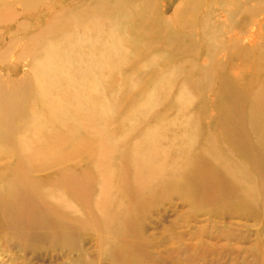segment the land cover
<instances>
[{"label": "rangeland", "instance_id": "obj_1", "mask_svg": "<svg viewBox=\"0 0 264 264\" xmlns=\"http://www.w3.org/2000/svg\"><path fill=\"white\" fill-rule=\"evenodd\" d=\"M35 1L37 9L27 11L21 0H0V89L23 83L32 87L37 95L21 113L28 115L26 132L35 134L47 117L48 102L40 95L59 96L46 83L55 85L49 77L67 70L64 81L78 80L71 89L78 93L79 106L72 117L93 121L101 129L92 137L94 145L78 147L69 141L54 157L60 163L32 174L50 191L46 199L37 202L26 193L28 204L0 209V264H264L261 205L253 207L248 198L246 203H230L237 180L228 177L226 168L238 164L213 161L208 151L214 144L222 153L234 152L222 141L225 125H230L224 111L232 86L244 92L245 103L252 107L248 114L252 110L264 117V0ZM48 22L53 29L46 28ZM55 48L58 57L51 59ZM46 64H54L50 69L55 71L45 72ZM17 93L30 98L27 90ZM74 106L67 103L59 113L66 116ZM58 131L71 135L67 126ZM256 132L264 134L263 118ZM36 136L34 142L52 149L57 145L44 132ZM1 144L3 151L11 146ZM151 146L165 160L166 181L176 180L177 162L187 154L195 158L196 170L205 173L207 186L201 187L195 206L178 194L158 196L150 204L137 202L123 221L120 213L132 204L123 194L132 192L135 181L136 163L129 155L147 157ZM100 149L108 159L96 166ZM233 161L242 160L235 154ZM8 163L0 160V177L11 172ZM110 163L105 179L109 194L98 196L99 173ZM156 165L153 161L151 169ZM115 175L117 185L123 179L120 189L112 186ZM71 177L84 188L82 195L64 190L63 181L71 182ZM111 200L105 209L108 227L102 230L99 209ZM38 204L55 213L59 207L56 215L78 227L67 245L32 239L36 224L48 222L41 217L37 223ZM102 241L109 251L102 249Z\"/></svg>", "mask_w": 264, "mask_h": 264}, {"label": "bare ground", "instance_id": "obj_2", "mask_svg": "<svg viewBox=\"0 0 264 264\" xmlns=\"http://www.w3.org/2000/svg\"><path fill=\"white\" fill-rule=\"evenodd\" d=\"M21 1L24 3L27 11L34 10L36 5L39 3L35 0ZM49 27L53 29V25L50 24V22L46 25V28ZM253 29L255 28H251V32L253 31L251 33V37L254 35ZM58 52L57 48L52 49V54L49 58L55 59L58 57ZM76 61L77 58L72 59L71 63L74 64ZM47 65L48 64H46V66ZM53 66L54 64L48 65L44 68V71L47 73L55 71V69H50V67ZM66 72L67 70L62 69L59 72H54L56 73L54 74V77H49L51 78L49 82L57 83L55 85L46 83V85L54 91L58 90L60 94L54 98H49L48 94L40 95L41 101L48 102L46 108L47 117H45L47 120L43 117V130L40 126H38L35 134L26 132L24 123L27 121L28 115H23L21 113L24 109L26 101L29 99H35V96L37 95L31 93L32 87L27 83H23L16 84L9 90L3 88L0 89V160L4 161L5 159H9V161H11V163H8L11 164V166H8V164L6 165V167L11 170L10 173L5 172L9 175L4 178L2 176L0 177V193H2L0 195V209L6 210L8 207L15 208L16 206H21L22 204H28L26 193L31 195V198L35 199L37 202L39 200L46 199L47 194L50 191L46 189L47 187H45L44 184L39 183L40 181H36L32 174L36 171L51 167L54 161L60 163V160H54V157L63 152L62 150L69 145V141H73L78 147H82L83 145L88 147V145H94L92 141L94 139L92 137L95 135L98 137V133L101 128H96L93 121L88 122L84 119L83 122H80L79 117H72L77 114L79 106L76 98L78 93L71 89L75 88L74 84L76 82L78 83V80L76 78L70 79L68 77V79L64 81L63 75ZM61 85H64L66 88L62 89L60 87ZM26 90L30 94V98L28 99L26 98V95L22 96L17 93L18 91ZM243 93V91H235L234 86H232L228 91L227 108L224 111V117L227 120V124L229 123L230 125H225L226 128L224 131L226 134H222V141L228 142L233 147L234 152L231 155L230 151H224L222 153L221 149L214 144H211L210 150L208 151H210L209 154L211 155L213 161H223L224 163L232 161L235 165L238 164L239 168H235L233 164H231L233 166L226 168V170L230 171V175L228 177L237 180V182L234 181L235 183L232 182V190L229 200L231 201L230 203H240L239 201H242L241 203H246L248 198L250 199L249 202L253 205V207H257L258 204L261 205L260 214H264V134L256 132V127L259 125L260 118L264 119V117L259 114L255 115L252 110L251 113L248 114V108L252 107L250 104L245 103ZM70 102H75L76 106H74V110L71 113L66 114V116H62L59 113L60 110L65 104ZM48 121L51 124L46 123ZM84 122L86 123L85 126L83 125ZM59 126H67L69 128L68 132L71 131V135L68 137H66L67 135L62 136L58 131ZM242 126H244V129H242ZM227 129L232 130L231 136L228 135ZM19 132H22L24 135L19 137ZM43 132L45 136L53 137L57 142V145L54 146L53 149L48 144L34 142L33 138L38 139L36 135H41ZM68 132L67 134H69ZM245 135L248 140L245 139ZM84 136L89 138L85 139ZM224 137L226 139H224ZM1 143H10L11 146L3 151L1 149L3 144ZM78 151L85 153L83 149H79ZM104 152L105 151L101 152V149L99 150L96 157V166L101 160L108 159V153L105 154ZM160 154L161 153L156 147L151 146L147 157L143 155L137 156L135 153H131L129 155L134 157L132 160L133 163H136L133 166L135 171V181L132 192H125V194H123V198L126 197L127 201H132L130 210L124 211V213L121 212L119 215V217L122 216L123 221H125L130 211H134L137 202L141 204V202H139L140 200H147L150 204L153 200H156L158 196L165 197L170 194H178L183 196L192 206H195L200 196L201 187L204 186L205 188L207 186L204 185V181L207 179L205 173L196 170L194 165L195 158H190L187 154V159H180L177 162V164L179 163L181 165L179 174L175 178L176 180L173 182L166 181V178H168L167 174L165 173L162 175L164 173L165 160ZM235 154L240 156L242 161H233ZM16 155L20 156H18L17 159H14ZM61 156H64V154L62 153ZM184 156L185 155H182V157ZM138 157H143V159H139ZM153 161H155L157 165L151 169ZM140 163H143L144 165H140ZM112 166L113 163H110L103 169V172L99 173L103 183L101 182V192L98 196H103L104 193L109 194L108 191L110 187L105 179L107 178L106 175L109 173V169ZM251 169H254L256 172L254 174L249 173ZM244 176L245 178L250 177L251 179L249 181H247V179L243 181L242 179ZM114 177L115 178L112 182L113 188L117 185L116 175ZM71 178H69L71 179V182L69 180L63 181L65 185L64 190H68L69 192L71 190H75L77 191V195H82L80 193L84 191V188L76 183L75 178ZM200 179L203 180V184H200ZM56 183H59L58 179ZM143 184H146L147 186ZM122 186L123 179L120 184L118 183L117 187L120 189ZM236 189L237 191L234 194ZM116 196L115 198L119 203L120 197ZM46 203L48 204V202ZM47 204L44 206L38 204L41 211L36 216L37 223L41 217L44 221L47 219L48 222L42 223V221L38 224V226L36 224V227L32 230V239H37L40 242L51 240L56 244L67 245V239L71 238L79 229L77 226H74L66 220H62L58 215H56V213L60 212L59 207L56 208L57 210L55 213L54 211L46 208ZM30 206L32 207L33 203L30 204ZM108 206H112V200L110 202L104 201L99 209L101 217L98 218V222L100 223L98 228L100 227L102 230H104L105 227H108L106 222L109 221V219H106L107 216L105 214V209ZM57 217H59L62 221H60ZM95 218L96 217L91 216V222L96 223ZM120 221L121 219L119 218L118 222ZM93 228L102 235L108 236L106 235L107 232L100 231L96 228V226ZM124 232L125 229L122 234ZM99 239L101 238L99 237ZM100 245L103 250H110L108 243L102 241L100 242ZM114 245H118V242H115Z\"/></svg>", "mask_w": 264, "mask_h": 264}]
</instances>
